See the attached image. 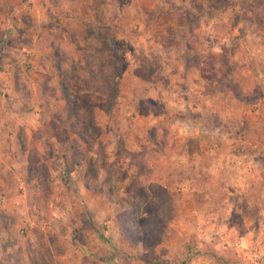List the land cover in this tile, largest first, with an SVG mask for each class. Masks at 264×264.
<instances>
[{
    "label": "rangeland",
    "instance_id": "1",
    "mask_svg": "<svg viewBox=\"0 0 264 264\" xmlns=\"http://www.w3.org/2000/svg\"><path fill=\"white\" fill-rule=\"evenodd\" d=\"M0 93V264H264V0H0Z\"/></svg>",
    "mask_w": 264,
    "mask_h": 264
},
{
    "label": "crops",
    "instance_id": "2",
    "mask_svg": "<svg viewBox=\"0 0 264 264\" xmlns=\"http://www.w3.org/2000/svg\"><path fill=\"white\" fill-rule=\"evenodd\" d=\"M13 18L11 17L10 19L12 20ZM20 26H23V23H21ZM21 38H23V37L21 36ZM2 43L3 44H7L8 41H2ZM8 45H10V43H8ZM22 47L24 48V50L30 49L29 50L30 52L33 50V57L35 56V60H33V63H35V65H37V66L41 65V59L37 58L38 56H36V48H35L34 44L23 43ZM7 86H8L7 91L12 93L13 92V88H14L13 84L9 83V84H7ZM0 96H1V93H0ZM8 102H9V100L7 98L6 99H1L0 114L4 113V116H2L0 118V127H4L6 123L10 122L14 118V115H12L13 114V112H12L13 110H12V108H9L10 106H9ZM31 114L35 115L34 112H31ZM38 124H37V121H36L35 125H32L30 120H29V122L26 124V126L29 125L30 128L27 127L26 129H29V130L30 129L32 130L33 128L34 129H38V128H40V124L39 125ZM31 132H33V131H31ZM3 136H7L9 138L11 137V139H14V142H15V139L17 138L16 134H14V137L13 136H8L6 134H3ZM7 137H5V138H7ZM241 141L243 142V140H241ZM1 142H4L3 138L1 140ZM10 142H12V141H10ZM224 155H227V154H223V156ZM257 157H258V154L254 153V152H251V151L250 152L239 151V153H235L234 158H236L235 160L237 162V166L239 167V173L241 175L246 174L247 176L248 175H258V174H260L259 177L261 178L262 177L261 173L256 172V169L254 167L255 164H257L256 163ZM224 158H225V156L221 160H224ZM233 161H234V159H233ZM197 201H195V203H197ZM203 202L207 206L208 203H206V201H203V200H201L199 202L198 206L202 207Z\"/></svg>",
    "mask_w": 264,
    "mask_h": 264
},
{
    "label": "trees",
    "instance_id": "3",
    "mask_svg": "<svg viewBox=\"0 0 264 264\" xmlns=\"http://www.w3.org/2000/svg\"><path fill=\"white\" fill-rule=\"evenodd\" d=\"M188 32L192 34V30H189ZM190 38L188 39V46L192 47L193 45H192V43L190 41ZM124 71H125L124 69H115V74H116V76L120 77L124 73ZM119 93H120V89H119L118 81H114L113 82V87H112V89H111V91L109 93L110 97L112 99H117L119 97Z\"/></svg>",
    "mask_w": 264,
    "mask_h": 264
}]
</instances>
